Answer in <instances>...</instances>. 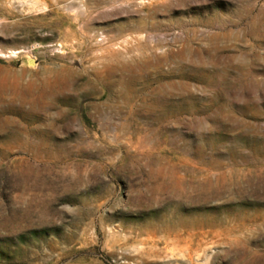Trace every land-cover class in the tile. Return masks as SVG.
I'll list each match as a JSON object with an SVG mask.
<instances>
[{"label": "rangeland", "instance_id": "obj_1", "mask_svg": "<svg viewBox=\"0 0 264 264\" xmlns=\"http://www.w3.org/2000/svg\"><path fill=\"white\" fill-rule=\"evenodd\" d=\"M0 264H264V0H0Z\"/></svg>", "mask_w": 264, "mask_h": 264}, {"label": "water", "instance_id": "obj_2", "mask_svg": "<svg viewBox=\"0 0 264 264\" xmlns=\"http://www.w3.org/2000/svg\"><path fill=\"white\" fill-rule=\"evenodd\" d=\"M26 66L27 67H34L35 66V61H33V60H27L26 61Z\"/></svg>", "mask_w": 264, "mask_h": 264}]
</instances>
